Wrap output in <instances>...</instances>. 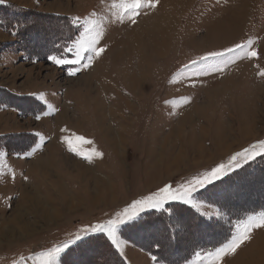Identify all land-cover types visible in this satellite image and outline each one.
I'll use <instances>...</instances> for the list:
<instances>
[{"label": "rangeland", "instance_id": "374dc122", "mask_svg": "<svg viewBox=\"0 0 264 264\" xmlns=\"http://www.w3.org/2000/svg\"><path fill=\"white\" fill-rule=\"evenodd\" d=\"M116 3L119 0H6L0 4V89L30 96L42 106L34 114L9 105L0 107V152L5 153L0 156V231L18 213L31 223L28 232L12 231L0 237V264H41L40 252L74 240L77 234L82 239L61 253L59 264H118L109 247L126 264H264V250L258 251L264 227H248V218L255 217L258 223L264 210L238 221H229L227 215L228 211L245 212L264 197L263 159L255 174L244 171L222 185L224 197L217 187L211 196L196 194L204 204L200 212L179 201L165 205L183 204L209 224H225L217 225L219 234L214 238L203 226L197 229L189 216L186 219L183 209H177L176 219L168 221L175 241L162 231V226H168L164 218L157 217L162 224L159 229L145 227L152 217L142 226H130L145 212L158 210L145 211L121 225L119 247L105 233L82 231L113 218L132 200L165 183L175 185L210 170L264 140V75H260L264 72V0H158L135 24L120 22L113 15L119 11L112 7ZM75 17L102 18L98 47L104 51L88 68L69 76V65H57L47 57L62 55L65 45L80 39L83 29L71 23ZM145 28H153V33ZM153 39L163 45L158 54L151 51L153 44H147ZM249 40V51L255 50L256 57H236L227 66L221 64V71L210 67L215 61L199 62L209 52ZM52 47L60 49L47 50ZM146 51L142 63L141 54ZM193 60L198 62L192 64ZM138 70L143 78L131 81ZM27 135L32 145L23 147L25 140L29 143ZM116 135L121 138L117 146L111 142ZM65 137L75 151L69 150ZM4 142L18 151L8 150L11 146H3ZM38 161L47 165L46 173L39 176L32 172ZM26 193L39 197V206L55 210V216H40ZM216 209H222L221 215L201 214ZM127 226L129 231L122 233ZM246 228L250 239L235 252L216 254L217 248ZM222 234L227 238L218 246L199 249L200 242L216 241ZM190 244L195 249L188 254L184 245Z\"/></svg>", "mask_w": 264, "mask_h": 264}, {"label": "snow or ice", "instance_id": "6c2138e0", "mask_svg": "<svg viewBox=\"0 0 264 264\" xmlns=\"http://www.w3.org/2000/svg\"><path fill=\"white\" fill-rule=\"evenodd\" d=\"M5 2L6 0H0V4H4ZM157 3L158 0H119V3L112 5L113 8L119 10L113 13V15H115L120 22L127 20L135 24L137 22V17L144 13L146 8H151ZM91 15L95 14L93 13ZM101 20L102 18L90 19L86 17L83 18V20H81L80 17L73 18L71 23L78 30L81 28L83 29V31L79 33L80 39L65 45L62 55H49L47 57L48 60L57 65H69V76L77 75L81 68H88L90 62L104 51L103 48L98 47L99 40L102 36ZM251 43L252 41L249 40L247 43L236 44L223 51L209 52L207 55L199 57V62L207 64L209 60L215 61L210 67L213 71H221V64L227 66V64L236 57H246L249 55L251 57H256L257 52L255 50L249 51V45H251ZM68 54H71V56ZM226 56L227 59H225ZM197 62L196 60L191 61L192 64H196ZM260 75H264V72H261ZM36 119H40V115H37ZM64 139L69 145V150L75 151V149L71 147V140L68 137ZM78 139H83V137H78ZM36 148H39V145H36ZM36 148H33L32 151H35ZM77 154L79 155L80 153ZM4 155V152H0V156ZM16 155L19 157L21 155H27V153H17ZM96 155H102V153L97 152ZM257 157H264V140H259L255 144H251L235 152L226 162L217 163L210 170L193 175L175 185L172 183H165L155 191L149 192L139 199L132 200V202L121 211L116 212L113 218L102 223L85 226L82 231L85 235L89 232L105 233L112 243L116 247H119L120 241L117 236V229L121 225L135 221L141 213L148 210L168 212L169 209L166 208L165 205L175 201L191 205L192 208L200 212L204 204L196 198V194L200 193L201 190H209V185L214 186L216 181L222 180V178L228 176L230 172L240 169L243 165L248 164L250 161H254ZM85 158L91 159V157ZM25 179H27V177H25ZM201 214L211 218V216L214 215H221V212L219 209H216L214 212H201ZM248 219L250 222L248 227H264V215L259 218L258 223L255 217H249ZM80 239H82V237L77 234L74 240L65 241L61 245L50 247L46 251L40 252L38 255L44 258L41 264H59L58 257H60L61 253ZM248 239H250V236L246 228L244 233H237L228 243L224 244L223 247L217 248L216 254L219 256L221 253L227 254L229 252H235L236 249Z\"/></svg>", "mask_w": 264, "mask_h": 264}, {"label": "trees", "instance_id": "16d2710c", "mask_svg": "<svg viewBox=\"0 0 264 264\" xmlns=\"http://www.w3.org/2000/svg\"><path fill=\"white\" fill-rule=\"evenodd\" d=\"M9 11H11V10H9ZM8 12V11H7ZM8 14V13H7ZM4 18H5V16H4ZM7 19H9V17H7ZM71 34V36L70 37H72V33H70ZM67 35H69V34H67ZM70 39L71 38H67L66 39V41H70ZM53 48V47H52ZM47 49V50H51V51H54V48L53 49ZM60 48H56L55 50L56 51H58ZM25 52H28V49H25L24 50ZM56 51H54V53L56 52ZM32 55V54H31ZM37 102L36 101H34L33 100V98L32 97H30V96H16V95H13V94H10L8 91H6V90H3V89H0V107L1 106H7V105H9L10 107H13V108H16V109H20V110H22V111H25V112H27V113H29V114H34V113H40L41 111H42V106H41V104H36ZM27 106V107H26ZM5 137V136H4ZM30 137L31 136H28L27 135V139H28V141H29V143H25V141H24V146L23 147H25V146H31L32 145V141H31V139H30ZM2 138V137H1ZM0 138V139H1ZM7 138V136L5 137V138H3V139H6ZM9 138V137H8ZM11 138V137H10ZM8 141H10V140H8ZM13 141H17V142H19V140H13ZM12 142V141H11ZM15 142H13L14 143V145H15ZM22 142V141H21ZM23 143V142H22ZM10 145L9 143H7V142H4L3 143V146L4 145ZM8 146H7V149H8ZM11 146V145H10ZM8 150H10V151H18V147L16 146V147H13V146H11V149H8ZM261 159H263L264 160V157H259V158H257L256 160H254V161H252V162H249L248 164H246L244 167H242L241 169H238V170H236V171H234V172H232L231 174H229L226 178H224V179H222V180H220V181H218V182H216L215 184H214V186L213 185H210L209 187H208V189L209 190H204V191H201L199 194H200V196H203V197H207V196H211L210 195V192L212 191V194H214V187H217V190L216 191H218V193L220 192V193H222V195H220V196H223L224 197V189H222L221 187H223V186H226L227 184V182H229L228 180L232 177V176H235V177H237V175H240V174H242L244 171H251V173H253V174H255V172H254V170L256 169V166H257V164H259L260 163V161H261ZM234 179V178H233ZM235 180V179H234ZM236 181V180H235ZM223 185V186H222ZM223 190V191H222ZM217 193V194H218ZM219 193V194H220ZM255 204V206L253 205L249 210L247 209L245 212L244 211H242V212H240V211H238L239 213H236V214H233V213H231V212H229L228 211V213H227V215H228V220L229 221H238V220H240V219H243V218H245L248 214H253V213H256V212H259V211H262V210H264V197H259L255 202H254ZM213 204H216V203H213ZM217 205V204H216ZM168 209H169V211L168 212H156V211H149V212H145L144 214H142V216L138 219V221L136 222V223H134V224H130V226L132 227V226H134V225H137V224H139V226H142L143 225V222L145 221V220H148V217H152L154 220L150 223V222H146L145 224H147L145 227H151V228H154V227H157L158 229L159 228H161V226H162V224H161V222H160V219L159 218H157V217H161V218H164L166 221V224L168 225V226H165V228H163V226H162V231H165V232H167L169 235H170V237H172V239H174L175 238V236H174V233H173V229H172V227H171V225H169V223H168V221H170V220H174V218L176 219V215H177V209H183V211L181 210L180 212H182V215H185L186 216V219H187V217L189 216L190 217V219H192L193 221H195V223H196V225H198V228L197 229H199L200 227H202L203 226V228H204V230L206 231V232H208V236H209V238H214V234H215V236H217L219 233V231H217V225H219V224H221V225H223V226H225V224H223V223H217L216 221L215 222H213L215 225H216V227H212L211 225H213V223L211 224H209V222H207L206 220H204L203 218H201L200 216H198L195 212H193V210L189 207V206H185V205H183V204H179V203H172V204H170L168 207H167ZM221 211H222V209H220ZM224 212H225V210H223ZM179 212V213H180ZM174 217V218H173ZM227 220V221H228ZM218 221V220H217ZM212 222V221H211ZM227 223H229V222H227ZM208 225H210V228H209V226ZM130 226H127L124 230H122V233L124 232H128L129 231V228H130ZM154 226V227H153ZM208 226V227H207ZM207 234V233H206ZM225 235H226V233H225ZM225 235L224 234H222V236L220 237V238H218L216 241L214 240V241H209V243H203V242H200V244H198L199 245V249H201V248H205V249H211V248H214V247H216V246H218L220 243H222L226 238H225ZM128 241H130L131 239L129 238V237H127V236H124ZM98 238V237H97ZM92 239H95V237H92V238H90V239H88L89 241H91ZM88 241V242H89ZM103 241L106 243V245L109 247V245H110V243L106 240V239H104L103 238ZM174 241H175V239H174ZM172 243H173V247H174V249L175 248H177V246L174 244V242H171L170 244L172 245ZM110 248V250H111V252H112V258L114 257V259L117 261V263L118 264H126L125 263V261L123 260V258H121L117 253H116V251H114V250H112L111 249V247H109ZM187 249L188 251H189V253L188 254H190V253H192L193 251H194V249H195V246L193 245V244H190V245H184V249ZM196 249H198V248H196ZM153 254V253H152ZM156 257H158V258H161V256L159 255V254H154ZM185 258V257H184Z\"/></svg>", "mask_w": 264, "mask_h": 264}, {"label": "bare ground", "instance_id": "6f19581e", "mask_svg": "<svg viewBox=\"0 0 264 264\" xmlns=\"http://www.w3.org/2000/svg\"><path fill=\"white\" fill-rule=\"evenodd\" d=\"M148 27V26H147ZM157 27V26H156ZM155 27V28H156ZM153 28H150V30H148V28L146 29L145 28V31L146 32H148L149 31V33H153ZM154 31H155V29H154ZM160 31H162L161 29H160ZM164 31V30H163ZM154 33H156V32H154ZM137 36V35H136ZM149 36H152V34L151 35H149ZM138 38V37H137ZM150 40V39H149ZM157 41V40H156ZM159 41H157L156 43H157V45H156V43L154 42V39L153 40H151V41H149V43H147L148 45H151V44H153L154 46H153V48L151 49V51H156L155 53H159L161 50H162V48H163V45H162V43H158ZM144 44V43H143ZM144 46V45H143ZM155 48V49H154ZM145 49V48H144ZM150 49V48H149ZM146 50V49H145ZM147 54V51L145 52V54H144V52H143V54H141V61H142V63L144 62V58H145V55ZM140 61V62H141ZM139 72H137V73H134V76L135 77H132V79H131V81L132 80H135V81H140L142 78H143V74H142V72L140 71V70H138ZM132 83V82H131ZM134 83V82H133ZM108 133H111L112 134V131H109L108 130ZM117 134V133H116ZM122 134V133H121ZM116 136H118V135H116ZM112 144L113 145H115V146H117V144L119 145V143L121 142V138H120V135L118 136V137H116V139H113V137H112ZM48 160L51 162L52 161V158L51 157H49L48 158ZM48 161V162H49ZM36 164L34 165V169H36V171L35 170H32V172L35 174V175H37V176H39V175H42V174H44V173H46V171H45V169H46V166L47 165H45L46 163H43V162H41V161H38V162H35ZM49 164V163H48ZM59 169V168H58ZM56 183V185L59 187V186H61V187H63L60 183H58V182H55ZM63 194V193H62ZM25 197L27 198V201H28V203H30V205L31 206H33L36 210H39L40 211V216H42V217H47L48 218V216L49 217H51V216H55V210H48L47 208H41V206H39L40 205V203L42 202H40V199H39V197H37V196H33V195H28V193H26V195H25ZM26 205H28V204H26ZM48 215V216H47ZM21 214L20 213H18V214H16L15 216H14V219H12L11 221H9V224L7 225V227L6 228H4V229H2L1 231H0V237H5L6 235H7V233H10V232H12V231H14L15 233H24V232H28L29 231V228H30V225H31V223L30 222H28V221H26V220H24V219H22L21 218ZM13 233V232H12ZM260 250H264V238H263V240H262V242H261V246H260V249L258 250V251H260ZM257 253V251L255 252V254ZM254 254V255H255ZM249 256V258H255L256 256Z\"/></svg>", "mask_w": 264, "mask_h": 264}]
</instances>
